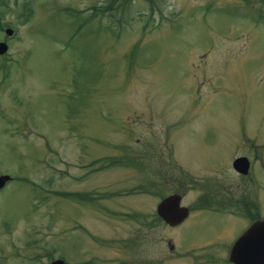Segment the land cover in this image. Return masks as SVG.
<instances>
[{"label":"rangeland","instance_id":"rangeland-1","mask_svg":"<svg viewBox=\"0 0 264 264\" xmlns=\"http://www.w3.org/2000/svg\"><path fill=\"white\" fill-rule=\"evenodd\" d=\"M0 27V264H225L264 218V0H0ZM255 150L244 219L194 205Z\"/></svg>","mask_w":264,"mask_h":264},{"label":"water","instance_id":"water-1","mask_svg":"<svg viewBox=\"0 0 264 264\" xmlns=\"http://www.w3.org/2000/svg\"><path fill=\"white\" fill-rule=\"evenodd\" d=\"M11 31L6 29L4 34L9 37ZM6 52V45L0 42V55ZM232 169L245 175L248 169L246 158H236L231 163ZM11 178L0 175V190ZM155 215L169 227L182 222L187 216V209L180 206V196L172 194L159 200L155 206ZM230 264H264V218L252 222L246 230L233 242L229 253ZM51 264H62L60 260H54Z\"/></svg>","mask_w":264,"mask_h":264},{"label":"flooded vegetation","instance_id":"flooded-vegetation-1","mask_svg":"<svg viewBox=\"0 0 264 264\" xmlns=\"http://www.w3.org/2000/svg\"><path fill=\"white\" fill-rule=\"evenodd\" d=\"M240 157L246 158V160L248 161L247 173L245 175H241V174L235 172L232 169V167H231V169L238 177H241L240 179L244 178L246 180V184L244 185V196L241 195V198L238 199L237 197L232 196V194L230 193V190H226L228 188L225 189V187H220L218 193H213V194L204 193L203 196L199 197L196 200V202H194L195 206H200V208H203V209L211 207V210L206 209V211L209 212L210 214L212 212L216 213V214L218 213L219 216L225 215L224 213H226V212H229V213L233 212L235 214V216L240 217L241 219H244V202L246 200H248V198H249L248 182H249V180L252 181V179H253L251 176H249V171H250L251 167L254 166V164L252 162H254L256 160H260V156H259V153L255 150L252 153V155L247 153L245 156H239L236 158H240ZM236 158H234V159H236ZM263 173H264V169H263ZM236 188H237V186H236ZM172 194H177V193H171L169 195H172ZM169 195H166V196H169ZM177 195H179V194H177ZM166 196H163V198ZM180 202H181V197H180ZM180 206H181V204H180ZM182 207H184V206H182ZM135 210L138 212H136V213L131 212V214L134 216H140L142 218V221H133L135 223V225L136 226L137 225H139V226L143 225L145 229L149 228V227L151 228V226H152V211L150 210V212L148 211V213L147 212L142 213V212H140V211H142L140 209H135ZM110 212H112V211H110ZM189 215L190 214H189V211L187 209L186 218L182 222H180L178 225L173 226V227H169L168 225L164 224L158 217L157 218L166 227L174 228V227L179 226L181 223H183ZM230 248H229V250H230ZM229 250H228L227 254L225 255L226 256L224 259L225 261H221L222 263H225V264L229 263L230 264V262L228 261ZM210 260H212V259H210ZM107 261H109V259H105L104 257L101 260V262H107ZM111 264H116V263L112 262Z\"/></svg>","mask_w":264,"mask_h":264},{"label":"trees","instance_id":"trees-1","mask_svg":"<svg viewBox=\"0 0 264 264\" xmlns=\"http://www.w3.org/2000/svg\"><path fill=\"white\" fill-rule=\"evenodd\" d=\"M0 29H1V27H0ZM132 157V156H131ZM121 161H122V158H118V160H116V159H110V160H108L104 165H102V166H100L99 168L100 169H105V168H108V167H112V166H121L122 164H121ZM96 162H101V161H99V160H96V161H93V162H91V165H93V164H95ZM90 164V163H89ZM12 181V180H11ZM152 188H154V184L153 183H150L149 184ZM61 198H66V199H68V197H71V196H78V195H76V194H70V193H60V194H58ZM98 197L100 196V195H97ZM80 197L83 199V200H85V201H94V199H92L93 198V194H81L80 195ZM161 198H163V196H159V199H161ZM112 214H117L116 212H111ZM119 214V213H118ZM154 220H155V222L157 221V222H160V220L155 216V214H154Z\"/></svg>","mask_w":264,"mask_h":264}]
</instances>
